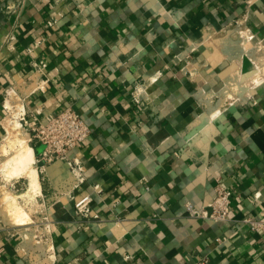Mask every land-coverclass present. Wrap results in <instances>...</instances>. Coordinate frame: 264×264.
<instances>
[{
  "label": "crops",
  "instance_id": "0c3cea01",
  "mask_svg": "<svg viewBox=\"0 0 264 264\" xmlns=\"http://www.w3.org/2000/svg\"><path fill=\"white\" fill-rule=\"evenodd\" d=\"M4 1L0 141L13 87L27 118L70 106L91 128L68 152L85 176L74 190L68 160L29 142L50 203V264H264V231L242 221L264 218V83L240 103L221 99L244 67L233 56L241 32L250 46L264 37V0H27L12 13ZM216 109L214 130L196 131ZM218 178L233 192L229 219L190 216L185 204L206 205ZM93 191L91 216L78 214ZM2 219L0 264H36Z\"/></svg>",
  "mask_w": 264,
  "mask_h": 264
},
{
  "label": "bare ground",
  "instance_id": "6f19581e",
  "mask_svg": "<svg viewBox=\"0 0 264 264\" xmlns=\"http://www.w3.org/2000/svg\"><path fill=\"white\" fill-rule=\"evenodd\" d=\"M205 39L206 42H209L211 35L207 34ZM223 40L224 39L221 41L223 42ZM250 40V34L246 31H242L240 39L234 45L236 54L233 56L237 57L236 60L241 63L242 57L246 56L254 63V67L252 70L245 73L239 69L232 76L227 78L225 93H229L228 97L230 98L228 99H231L229 103H236L249 98L255 92L256 87L264 82V41L260 42L258 45L250 46ZM220 56H222V54ZM222 57H224V55ZM27 87H29V85ZM22 88L24 89V87ZM6 99L5 106L9 111V115L6 116L3 121L7 130V135L0 141V154H2V158H0V180L1 178L9 180L18 176H25L28 178L29 183L28 189L20 195L18 194V197L16 195L2 197L3 200L0 202V215L8 223L18 225L25 224L27 221H32H29L30 218L27 217V215L30 214L27 210L28 207L27 209H25V206L23 208L22 203L18 201L17 198H21L22 201L27 199L28 201V199L30 200L31 198L39 196L42 193V187L38 177V169L35 165L36 158L33 147L30 146V143L28 144L29 137L20 123V115L25 111V103H23V99L15 87L8 90ZM219 112L220 110L216 109L212 112L201 113L196 122V131L198 130L205 134L213 131L214 119L218 116ZM29 202H31V200ZM34 203L37 204L36 202ZM29 205L31 206V204H28V206ZM3 209L5 210L4 213ZM4 214L8 215L5 216ZM23 230H25V232L23 234L22 248L27 250L32 248L37 251L39 250L40 252L35 251L37 252L35 257L38 259V264H50L52 262V254L50 252L51 244L44 240L35 239L34 235L36 234L32 228L27 227ZM39 233H42L41 229ZM45 233H47V231ZM33 254L35 255V253Z\"/></svg>",
  "mask_w": 264,
  "mask_h": 264
},
{
  "label": "built area",
  "instance_id": "2783aa9c",
  "mask_svg": "<svg viewBox=\"0 0 264 264\" xmlns=\"http://www.w3.org/2000/svg\"><path fill=\"white\" fill-rule=\"evenodd\" d=\"M26 1L5 0L3 3L4 11L6 13L20 11L24 4H26ZM55 25L56 20L50 18L46 26L53 27ZM13 38L14 36H11L9 40ZM36 44L40 45L41 40L36 41ZM40 66L41 68L45 67V62L41 61ZM140 96L141 94L139 92L134 94L136 101H139L138 98ZM23 119L29 130V141L44 145L42 157L47 161H53L55 159L68 160L74 176L71 182V188L74 190L79 187L85 181L84 170H82V166L76 159H68V152L80 146L89 137L91 128L87 121L70 106L57 114L47 116L45 121L37 117L27 118L24 116ZM96 190L100 191L95 187L94 191ZM94 191L84 194L75 201V209L78 214L85 217L91 216V203L94 199ZM232 197V190L224 186L218 178L211 201L201 208L195 207L192 202H187L185 206L190 216L216 221H227L229 219ZM242 221L254 232L264 231V218L246 216Z\"/></svg>",
  "mask_w": 264,
  "mask_h": 264
},
{
  "label": "rangeland",
  "instance_id": "374dc122",
  "mask_svg": "<svg viewBox=\"0 0 264 264\" xmlns=\"http://www.w3.org/2000/svg\"><path fill=\"white\" fill-rule=\"evenodd\" d=\"M237 36V34L235 33L234 34V37H236ZM239 39V38H238ZM262 41H264V37H262V38H253V40H252V42H253V44L254 45H258L260 42H262ZM242 63V62H241ZM235 64L237 65V62H235ZM235 64L233 63V66H235ZM243 65H244V67H243V69L241 70L242 72H246V71H250V70H252L253 69V67H254V63H252L251 62V59L250 58H248V57H244V59H243V63H242ZM237 68H238V65H237ZM226 83V82H225ZM264 83V82H263ZM262 83V84H263ZM225 91H226V88H225ZM225 91H224V93H223V96L221 97V99L222 98H225L226 100L228 99V98H230V97H228V95H229V93L228 94H226L225 93ZM7 100V99H6ZM231 101V99H228V102H230ZM241 101H239V102H236V103H240ZM236 103H230V104H236ZM8 110V109H7ZM24 112V111H23ZM9 115V111H6V115H5V118H6V116H8ZM21 117H20V123H21V125H22V127H23V129H24V131L27 133V135H28V137H29V130H28V128H27V126H26V124H25V122H24V119H23V117H24V113H22L21 115H20ZM6 135V134H5ZM29 140H28V144H29ZM31 146V145H30ZM0 158H2V154H0ZM0 161H1V159H0ZM39 173V172H38ZM38 177H39V175H38ZM40 179V178H39ZM28 178L27 177H25V176H18V177H15V178H11V179H2L1 178V180H0V197L2 198V197H6V196H9V195H16L17 197H18V194L20 195L22 192H25L27 189H28ZM40 183H41V181H40ZM10 193V194H9ZM41 195V196H40ZM39 196H36V197H34V198H31L30 200H31V202H29L30 200L28 199V201H27V199L24 201H22V199L21 198H17L18 199V201H20L21 203H22V206H23V208H24V206H25V209H27V207H28V211L30 212V214H28L27 215V217L28 218H30V220L29 221H32V222H28L27 221V223H25V224H18L17 225V230L19 231V236H20V241H23V234H24V232H25V230H23V229H25V228H27V227H30V228H32L33 229V231L35 232V234L36 235H34V238L35 239H37V240H44V241H46V242H48V236H46V231L50 228L49 227V221H48V219H46L47 218V216H48V214L47 213H49L48 212V210H49V204L50 203H48L47 201L45 202V197L42 195V193L40 194ZM0 198V199H1ZM2 200H3V198L0 200V202H2ZM27 201V202H26ZM38 201V202H37ZM32 202H33V204H32ZM34 202H36L37 204H35ZM4 203V202H3ZM27 204V205H26ZM28 204H31V206L29 205L28 206ZM35 205H37V206H35ZM34 206V207H33ZM30 207V208H29ZM33 207V208H32ZM35 207H36V209H35ZM38 207H40V208H38ZM38 209H40V210H38ZM31 210V211H30ZM5 212V210L3 209V213ZM43 214H46V215H43ZM5 216H7L8 214H4ZM26 219V218H25ZM15 225V224H14ZM37 228V229H36ZM45 228V229H44ZM35 229V230H34ZM40 229L42 230V233H39V231H40ZM43 230H45V231H43ZM48 233V232H47ZM22 248V247H21ZM23 249V248H22ZM21 249V250H22ZM25 251H29V252H27V254L29 255V256H31L33 253H35V255L34 256H36L37 254V250L36 249H34V248H32V249H25ZM32 251V252H31ZM35 251H37V252H35ZM30 252H31V254H30ZM36 261L38 260V259H36V258H34ZM34 261V260H33ZM38 262H36V264H37Z\"/></svg>",
  "mask_w": 264,
  "mask_h": 264
}]
</instances>
